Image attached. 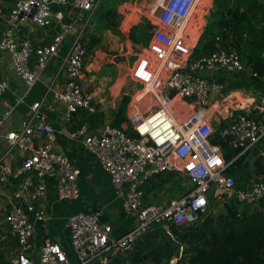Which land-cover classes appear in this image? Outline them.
Listing matches in <instances>:
<instances>
[{
  "label": "built area",
  "instance_id": "2783aa9c",
  "mask_svg": "<svg viewBox=\"0 0 264 264\" xmlns=\"http://www.w3.org/2000/svg\"><path fill=\"white\" fill-rule=\"evenodd\" d=\"M100 1L16 0L4 18L0 52L9 55V69L28 90L42 79L64 43L70 42L69 52L49 87L54 102L64 110L67 124L79 111L96 112L89 84L83 82L92 35L88 27ZM201 1L151 0L147 14L159 27L152 32L147 52L132 70L131 77L141 88L127 106L131 134L111 123L97 131L86 125L64 131L68 138L82 140L97 158L122 200L125 214L134 218L135 224L124 235L113 237V226L103 221L104 212L95 210L66 220L72 255L49 236L36 248L35 221L45 224L49 220L48 188L43 179H54L58 199L71 202L81 195L80 170L56 150L57 131L41 111L44 99L30 105L18 130L3 133L15 107L0 117V141L5 140L7 146L0 157V197L9 205L5 215L8 233L17 238L22 248V252L16 251L14 264H110L131 251L153 225L168 228L172 224L199 223L210 212L211 197L220 201L227 193L242 205L264 203V177L254 176L246 188L238 186L227 173L233 161L228 163L221 146L212 141L216 133L228 139L233 149L240 150L236 159L261 144L264 95L258 99L257 115L243 105L226 124L214 126L208 108L220 98L226 102L232 99L231 95H224V86L210 80L206 73H236L246 67L235 49L221 47L219 37L215 38L217 50L211 55H192L186 29ZM25 23L46 31L57 27V32L45 44L37 45L20 35L19 28ZM212 39L209 36L207 41ZM59 81L61 88L56 91ZM7 89V82L0 81V97ZM22 100L19 98L18 103ZM16 153L24 161L14 171L10 160ZM259 155H264V150ZM165 173L184 174L191 190L168 206L148 202L144 185ZM14 180L21 183L11 192L8 187ZM6 238L2 236L0 241Z\"/></svg>",
  "mask_w": 264,
  "mask_h": 264
},
{
  "label": "crops",
  "instance_id": "0c3cea01",
  "mask_svg": "<svg viewBox=\"0 0 264 264\" xmlns=\"http://www.w3.org/2000/svg\"><path fill=\"white\" fill-rule=\"evenodd\" d=\"M101 2L102 0L99 2V5L96 7L92 16V25L90 24L88 27L89 32L92 34L91 36L101 37L99 45L103 44L104 37L110 34L113 30L109 27L106 13L108 11H116V20L120 24L119 29L121 33L120 37L117 36L118 41H121L119 44V47H121L120 51H124L125 55H129L130 48L131 51L137 50L135 54L136 58L132 63L129 62V59L123 63L121 58L116 57L118 63L114 61L113 64H116V66L119 67L117 69H119L120 74L119 76L117 74L114 79H109V82H102L103 80L96 77H91V80H87L86 76L91 75L90 73L92 72L93 66L92 63L90 64V59L96 48L93 50L92 55L89 58L88 72L90 73L87 72L85 81L86 84H89L88 88L92 94L93 105L96 108L95 113L104 116L102 122H100L99 119H95L93 122H86L85 111H79L73 116L72 122L67 124L64 120L63 108L57 106L54 102L53 93L49 92V87L53 84L52 79L56 75L57 70H59L63 59L69 52L70 42H65L60 48L58 58L49 65L42 79L32 90H28L22 80L9 69L11 62L9 55H7L8 57L4 56L3 62L0 61V81H5L8 84L7 91L0 97V117L11 107H15V110L10 117V119H12H9L10 121L8 120L9 123L4 127L3 133L6 134L7 132L20 129L24 114L30 105L44 99L45 101L43 102L41 111L47 116L48 122L51 123L57 131L56 150L68 157L80 170L79 183L81 195L78 200L71 202L60 201L58 199L54 179H43L48 188L46 210L49 220L45 224L35 221L36 234L34 238V246L38 248L43 243L44 239L49 236L61 244L69 255H72V246L70 233L66 229V220L72 215L102 210L104 212L103 221L110 223L113 226V237L124 235L135 224L134 218L125 214L122 200L117 197L109 175L103 170L97 158L85 148L82 140H72L64 133L65 130H73L82 123V125H86L91 131L99 130L106 123L112 124L113 114L118 110L122 97L127 95L133 99L134 95H136L141 88L140 87L133 95H129L127 93V86L129 85L127 78L129 77L134 81L131 78V72L137 64L139 57L147 52L152 32L159 27V24L155 20L150 19L147 14V8L150 6L151 0H109L107 6L100 10ZM207 3L208 5L205 4L203 5V8L196 10L186 29V38L193 56L195 49L199 45H202L205 33L208 30L207 18L216 9L214 0H208ZM198 11L200 14L197 16ZM3 16V18L0 17L2 19L1 22H3V31L2 34L0 33L1 37L5 29V14ZM147 23L150 25L148 32L150 34V39L146 45L144 42L136 43L143 44V49H140L135 46V42L131 40V32L134 28L139 26L144 27ZM19 31L20 35L23 37H29L37 45H42L49 40V36L55 34L57 27L53 30L46 31L37 28L31 23H25L20 26ZM216 32L217 29L215 33ZM251 40L252 36L244 35L243 45L245 43L248 44ZM131 43L135 48L131 47ZM241 58L246 67V70L242 72L228 73L224 71H216L213 73H206V77L210 80L221 83L224 86V95H231L230 98L232 99L231 102H226L222 101L220 98V100L212 103L211 108H208L210 114L212 113L213 124L216 128L226 124L231 119L232 115L236 114L237 111L242 110L243 105H248L247 111L249 110L253 115H257L256 107L258 99L261 94L264 95V77L259 78L256 77L257 75L254 76L255 73L251 67L246 64L247 60L244 57ZM134 83L136 82L134 81ZM60 88L61 81L58 82V86L55 90L59 91ZM19 98L23 99L20 103H18ZM39 141L43 142V139H40ZM6 147L5 140H1L0 149L2 152L0 157L5 154ZM263 150L264 140L248 154L246 162L252 163L250 157L253 156L254 160ZM10 161L12 169L15 171L21 166L24 158L19 153H16L12 156ZM169 174L170 173L166 174V176H163L162 178H168ZM253 177L254 171H252V176L251 174L249 175L248 171L246 173H241L239 177L240 184L246 188ZM185 179L188 181L189 186H185L183 183ZM20 181L21 180H14L12 186L9 185L8 187L9 191L14 192L21 183ZM190 188V180L182 173H175V177L169 180L166 184H162L161 187L158 186L155 188L152 187V185L147 187L145 196L148 202L168 206L173 201L184 196ZM8 207L7 200L0 197V214L5 213L4 215H6ZM30 219L33 220L32 215H30ZM2 229L3 228L0 226V238L2 236H6L7 238L5 241H0V245L3 242L9 241L10 236L9 233H2ZM11 255L13 254L11 253Z\"/></svg>",
  "mask_w": 264,
  "mask_h": 264
},
{
  "label": "trees",
  "instance_id": "16d2710c",
  "mask_svg": "<svg viewBox=\"0 0 264 264\" xmlns=\"http://www.w3.org/2000/svg\"><path fill=\"white\" fill-rule=\"evenodd\" d=\"M214 3L217 32L205 33L202 45L195 49L194 56L200 58L215 52V38L219 37L222 48L235 49L247 60L246 64L256 77H264V0H214ZM116 13L108 11L106 17L109 27L119 31ZM149 28L148 23L144 27L134 28L131 40L135 43L144 42L146 45L150 39ZM244 35L252 36V40L243 45ZM209 36H213V39L207 41ZM100 42L101 37L91 36L89 51H93ZM130 101V96H123L112 119L113 126L124 129L129 134L131 130L128 128L126 114ZM95 119L102 122L104 116L85 111L86 122H93ZM82 124L73 130L80 129L84 126ZM212 141L221 146L228 163L233 161L227 173L235 178L238 186L243 187L239 181L241 173L251 169L255 177H264V155H258L250 167V162H246L249 153L236 159L240 150L233 149L229 140L221 138L219 133H216ZM166 174L148 180L143 187L145 194L150 185L161 187L175 177V173H170L168 178L163 179ZM190 190L191 188L187 193ZM260 206L242 205L227 193L220 201L211 197L210 212L199 223L182 226L172 224L168 228L153 225L137 240L131 251L113 259L110 264H264V203L261 202ZM12 239L9 236L13 247ZM13 257L11 252L0 247V264H14ZM173 260L176 262L172 263Z\"/></svg>",
  "mask_w": 264,
  "mask_h": 264
},
{
  "label": "rangeland",
  "instance_id": "374dc122",
  "mask_svg": "<svg viewBox=\"0 0 264 264\" xmlns=\"http://www.w3.org/2000/svg\"><path fill=\"white\" fill-rule=\"evenodd\" d=\"M14 1L15 0H0V17L3 18L4 14H5V16L7 15L8 10L13 8ZM108 1L109 0H102V2L100 4V10L104 9V7L107 6ZM207 1L208 0H206V3L201 1L197 10H200L201 8H203V5H205V4L208 5ZM199 14H200V12L198 11L197 16ZM207 19H208V30L207 31L209 33L215 34V31L217 29V16L212 13L208 16ZM2 31H3V23H0V33L1 34H2ZM119 31H120V29H119ZM119 31L117 29H113L110 34H108L104 37L103 44L98 45L94 52L93 51L88 52L87 60H86L87 63H86V67H85L86 74L88 72L89 58L92 55V52H93V56L90 59V64L92 63L93 66H92V72L91 73L88 72L91 75L88 74L89 76H86L87 80H91V77H96L100 80H103L102 82H109V79H114L117 76V74H118V76L120 74L119 69H117L119 67H117L116 64L115 65L113 64L114 61L116 63H118L116 57L121 58L123 60L122 61L123 63H125V61H127L128 59H129V62L132 63V61H134V59L136 58L135 54H136L137 50L131 51V48H130V54L129 55H125L124 51L123 52L120 51L121 47H119V44L121 43V41H118V37H120L121 33ZM0 37H1V35H0ZM131 47L135 48V46H133L132 43H131ZM4 56H7V55L0 52V61L1 62H3ZM131 75H132V72H131ZM105 80H107V81H105ZM127 80L129 82V85L127 86V93L129 95H133L136 91L139 90L140 85L137 83H134V81H132L129 77L127 78ZM85 83H86V81L83 82V84H85ZM9 121L6 122V125L9 123ZM1 152H2V150L0 149V154H1ZM250 161H253V156L250 157ZM250 167H251V163H250ZM252 171H253V169H251V171H249V175L251 174V176H252ZM183 183L185 184V186H189L188 181L186 179L184 180ZM4 214H0V226L3 228L2 233L6 232V234H8L9 226L5 222V215ZM0 247L4 250L10 251L13 255H15L17 253L16 252L17 250H15L11 246L10 241L1 243ZM175 262H176V260H173L172 263H175Z\"/></svg>",
  "mask_w": 264,
  "mask_h": 264
},
{
  "label": "water",
  "instance_id": "95a60500",
  "mask_svg": "<svg viewBox=\"0 0 264 264\" xmlns=\"http://www.w3.org/2000/svg\"><path fill=\"white\" fill-rule=\"evenodd\" d=\"M1 18H0V22H1ZM54 21L57 22V20L55 18H53ZM135 46L139 47L140 49H143V44H136L134 43ZM12 244H13V247L18 251V252H22V248L21 246L18 244V241H17V238H13L12 239Z\"/></svg>",
  "mask_w": 264,
  "mask_h": 264
},
{
  "label": "bare ground",
  "instance_id": "6f19581e",
  "mask_svg": "<svg viewBox=\"0 0 264 264\" xmlns=\"http://www.w3.org/2000/svg\"><path fill=\"white\" fill-rule=\"evenodd\" d=\"M195 14V13H194Z\"/></svg>",
  "mask_w": 264,
  "mask_h": 264
}]
</instances>
